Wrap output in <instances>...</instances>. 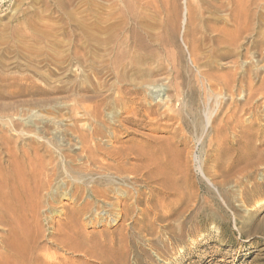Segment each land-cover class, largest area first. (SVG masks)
Wrapping results in <instances>:
<instances>
[{"label":"rangeland","instance_id":"obj_1","mask_svg":"<svg viewBox=\"0 0 264 264\" xmlns=\"http://www.w3.org/2000/svg\"><path fill=\"white\" fill-rule=\"evenodd\" d=\"M109 1L0 0L1 160L7 165L13 153L18 159L22 154L19 161L27 155L35 158L31 145L38 143L43 155L47 142L45 146L54 154L51 165L63 169L51 191H41L38 207L45 234L42 241L50 254L63 259L39 264H264V0H255L258 7L254 0H243L247 11L257 15L253 19L257 31L247 33L235 57L214 59L211 67L202 63L210 58L209 50L220 44L207 40L198 52L193 45L201 33L186 35V3L199 0H147V15L153 16L163 5L166 10L160 17L166 20L174 6L179 10L175 39L152 44L158 55L147 60V89L140 94H146L147 105V129L139 127L147 132V179L142 171L112 174L91 163L79 134V130L89 134L101 126L92 115L96 108H103V98L110 100L115 94L117 80L106 63L110 51L99 50L95 59L84 53L81 37V23L98 13L97 4ZM117 1L127 9L131 0ZM135 7L137 12L144 11L138 3ZM154 32L166 37L169 33L160 27ZM197 58L199 64L194 61ZM26 90L32 93L25 94ZM24 99L27 102H20ZM100 110L111 127H124L114 122L121 116L114 117L106 107ZM164 110L179 111L183 120H163ZM151 119L169 124L153 129ZM104 128L111 136L112 129ZM98 139L107 146L106 139ZM26 163L22 164L28 174L33 166ZM77 177L87 186L91 181L109 180L111 184L100 182L99 187L111 185L110 200L87 194L74 202L70 197L74 186L65 183ZM32 183L31 187L36 185ZM84 199L92 208L82 214L79 229L84 250L92 249V254L71 253L49 240L66 221V212ZM32 210H27V218H32ZM8 233L7 224L0 222V238Z\"/></svg>","mask_w":264,"mask_h":264},{"label":"bare ground","instance_id":"obj_2","mask_svg":"<svg viewBox=\"0 0 264 264\" xmlns=\"http://www.w3.org/2000/svg\"><path fill=\"white\" fill-rule=\"evenodd\" d=\"M127 1L129 0H126V2ZM199 2L200 3L190 1L186 3V7H185L186 10L185 23L187 24L186 35L193 34L192 36L194 37L195 36L194 34L201 33V37L195 36L196 37L195 40L193 39L192 36L189 35L194 40L193 48L197 49V51L202 46V44L205 45V42L207 40L210 41L212 40L215 45L220 44L221 47L219 46L212 47L209 50L210 53L208 52V54L211 55H209L208 57L210 58H208L207 60L204 61V63H202L203 65L205 64L206 66L211 67L214 62V59L217 58L223 59L229 56H234V57L236 56L238 49L241 47V42L245 38L247 33L249 32L253 33L257 31V28L255 27L256 24L254 25V23L257 20H255V22L253 21V19H256L257 15L256 14L252 15V13H249L247 11L248 6L246 8L243 0H199ZM253 2L257 6V2L255 3V0ZM60 3L61 2H59L58 4ZM136 3L142 6L144 10L143 12L140 11L141 12L140 13L136 11V7H135ZM127 4H128V6L126 7L127 9H125V7L124 9H122L123 7L120 8L122 4L119 7V3L117 0H110L107 4H102V3L97 4L98 9L97 8L96 9L98 10V13L96 15L93 14V17L91 15L90 21L88 18L86 19L87 20L86 23L82 24L80 22L83 31L81 37L84 40L82 41V48L85 50L84 53L86 54L88 53L91 55L93 54L95 59L96 57H99L98 53L99 50L101 49L109 50L110 51L109 53H111V56L109 53H107L109 54L107 56L110 57L109 58L107 57L108 61H106V63L108 62L107 68L109 69L110 74H112L117 80L113 88L115 90V94L114 95L112 94L113 96H111L110 100L108 99L106 100L105 98H103V100L101 101L100 99V101L104 105V106L102 105L103 108L106 107L113 111L112 114L114 115V117L121 116L119 120H115L114 122H119L124 127L120 129H117L116 127L113 126L111 127L110 122L108 123L107 119H105L106 117L104 118L103 113L105 112H103V110H100L103 109L101 107L100 109L97 108H96L97 110L95 109L93 113L95 116L92 115L94 119L96 118L98 120L97 122H100L101 126L99 125L95 126L89 134L86 133V130L85 132L83 130H79L80 132L79 134L82 139L83 151L86 152L87 158L91 163L100 164L105 171L112 174L120 175L123 173L125 174L127 171L128 172L130 171L133 174H138L139 172L142 171L143 175L147 179V132L142 133L139 129V127L143 125L147 129V105L144 102L146 94L145 97H141L140 94L142 93L144 94V91H146L145 88L147 87V83H148L147 74L148 71H150V68H148L147 66L148 63L147 60L148 59L154 60V58H157L158 55L157 50L153 47L152 44L153 42H161L162 44H164L165 42H167V39H169V41H173L175 39L178 31L179 10L177 5L174 6L170 14L168 15V18L166 17L165 20L160 17V15L162 13H165L166 10V7L163 5L160 6V8L157 10V12L154 15L152 14L153 16H151V15H147V0H131ZM250 10L253 9L251 8ZM89 13H93V12L91 11ZM89 13L86 15L87 17H90L88 16L90 15ZM36 27L38 26L36 25ZM157 27L165 29V31H169L168 37H166L164 33L158 34L154 32V28ZM221 48L225 50L220 51ZM201 55L203 56V52ZM204 58L202 57V59ZM198 60L201 59L197 58L196 60H194L196 64L197 63L199 64V62H197ZM156 61H158V59ZM211 76L212 75L209 73L206 74V78L210 81H212L213 79V77ZM2 82L4 83V81ZM18 85L19 84H17V86ZM213 87L215 88V86ZM222 88H224V85ZM33 89L35 90L34 87ZM27 90H26L27 93L25 94L31 92V91L28 92ZM95 92H97V90H95ZM111 93L108 95H111ZM99 94L101 95V93ZM100 95H97V97H99ZM32 99L33 98H31V100ZM23 101L27 102L25 99L22 101L20 100V102ZM28 102L30 105H32V102L29 101V99ZM34 103H35V99H34ZM1 106H4V104ZM5 106H7L8 108V105ZM88 110L91 111L89 108ZM222 111L225 112L224 110ZM180 114L182 113H179V111H173L172 113H170L169 110H164L160 115L163 120L164 119H167L168 121L174 119L183 120ZM241 119L242 118H240L239 123H241ZM166 122L164 121L163 123H161L157 121V119L156 120L151 119L149 125H151L153 129L154 128L156 129L163 124H167V125L169 124ZM105 126L109 129H112L111 136L107 134L106 128H104ZM10 136H8L7 139ZM89 136L92 137V139H90L92 142L89 141L88 139ZM125 136H129V138L127 140H122V138ZM95 137H100L101 139H104V142L106 139V142L108 141L107 146H103V144H101V142L103 143V141L99 142L100 141L99 139L97 142L95 140ZM178 137L179 136L174 134V138H178ZM0 143L1 145L3 144V142ZM38 144L31 145L32 148L34 149V153L36 154V157L31 158L29 157V155H27V159H28L27 163L24 162L26 158L23 159V161H19L22 154L20 155L19 159L15 155H13L14 153L11 154V158L7 165H5L6 163L3 164L2 160L4 158L2 159L0 157V220H1L0 222L7 224L9 231V233L6 236L4 237L1 236L2 238H0V264H39V262L42 261H45L47 263H54V262L59 263L62 258L61 255L50 254L47 245L42 241L45 234H44L43 226L39 221L40 212L38 207H40V205L42 204L41 191L43 189L49 191L53 181L59 178L60 176H62L63 169L58 164L54 166L51 165V162L53 161V160L51 161V155L54 154H52L49 147L45 146L47 142L46 144L42 143L44 144V149H45V153H43V155H40L41 153L39 151L41 145ZM5 145L8 146L7 144ZM13 146L10 147V150L13 148ZM21 148L19 149L22 150ZM30 148L28 149L30 150ZM8 149L7 151L12 153V151ZM22 163L30 164L31 166H33L32 171L29 170L30 172L26 174L24 168L25 165H23ZM128 164H130V168L126 167L129 166ZM108 178L109 176L107 177V179ZM107 179L103 178L100 181H91L92 185L87 186V182L83 180V178L77 177L75 179L73 178L72 180H68V182L66 181L65 184L68 183L70 184L71 182V185L74 186V191L70 194V197L73 198L74 202L85 198L87 194H90L91 197L97 200L99 199L110 200L111 194L112 192H114L111 185L110 187H102V186L99 187L100 182L103 184H111V182ZM30 182L31 183L36 182L35 183L36 185L31 187V185L29 184ZM70 205L71 204L68 203L66 207H69ZM74 207L76 208L66 212V217H65L66 221H64V223L58 226L56 232L52 233L53 234L52 239L49 240H52L54 243L61 246L66 251H71V253L72 252L77 253L83 251L85 254H92L91 252L92 247L90 248L91 250L88 251L84 250L85 239L83 240L84 235L82 236L81 230L79 229V227L82 228L81 227L82 214L89 213L91 211L92 204L90 201H86L84 199L82 203L77 204ZM30 208L33 209L32 210L33 215L32 218L31 217L27 218L26 212L28 209L30 210ZM87 246L89 248V245ZM50 256H52L51 259ZM93 256L96 257L95 254ZM99 256L100 255H98V258H100Z\"/></svg>","mask_w":264,"mask_h":264}]
</instances>
